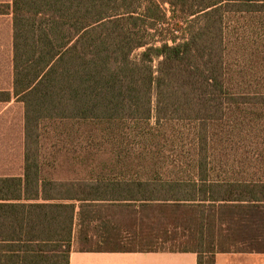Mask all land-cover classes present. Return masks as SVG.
Segmentation results:
<instances>
[{"label":"trees","instance_id":"16d2710c","mask_svg":"<svg viewBox=\"0 0 264 264\" xmlns=\"http://www.w3.org/2000/svg\"><path fill=\"white\" fill-rule=\"evenodd\" d=\"M12 13L25 177L0 179V264L264 251V0Z\"/></svg>","mask_w":264,"mask_h":264},{"label":"crops","instance_id":"0c3cea01","mask_svg":"<svg viewBox=\"0 0 264 264\" xmlns=\"http://www.w3.org/2000/svg\"><path fill=\"white\" fill-rule=\"evenodd\" d=\"M2 5L11 9L6 14H0V97H5L0 100V179H24L25 105L15 96L13 0H0ZM198 263L199 255L194 252L72 251L70 256V264ZM215 264H264V251L219 253Z\"/></svg>","mask_w":264,"mask_h":264},{"label":"rangeland","instance_id":"374dc122","mask_svg":"<svg viewBox=\"0 0 264 264\" xmlns=\"http://www.w3.org/2000/svg\"><path fill=\"white\" fill-rule=\"evenodd\" d=\"M2 6H5V5H2ZM10 20H11V18H10ZM3 24H5V22H3ZM122 243L123 244L120 243L119 246H116V247H114L112 249H115V250H140L141 249V247L139 245L137 246L136 244H133V243H130V242H122ZM96 248L98 249V247H96ZM104 248L105 247L102 246V248L99 249V250H102ZM168 248H171V247H168ZM171 249H173V248H171Z\"/></svg>","mask_w":264,"mask_h":264}]
</instances>
